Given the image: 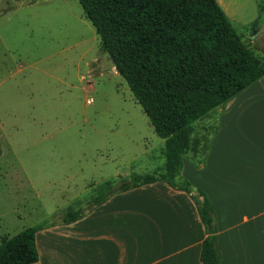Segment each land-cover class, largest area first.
<instances>
[{
    "label": "rangeland",
    "instance_id": "1",
    "mask_svg": "<svg viewBox=\"0 0 264 264\" xmlns=\"http://www.w3.org/2000/svg\"><path fill=\"white\" fill-rule=\"evenodd\" d=\"M236 29L253 50L250 38L264 44L259 31ZM217 120L214 111L193 125L191 160L204 159ZM0 141V240L63 223L104 181L157 174L166 162L165 139L79 0H0Z\"/></svg>",
    "mask_w": 264,
    "mask_h": 264
},
{
    "label": "crops",
    "instance_id": "2",
    "mask_svg": "<svg viewBox=\"0 0 264 264\" xmlns=\"http://www.w3.org/2000/svg\"><path fill=\"white\" fill-rule=\"evenodd\" d=\"M217 2L246 38L251 24L264 23L260 0ZM250 39L264 57V44ZM214 111L208 152L186 154L180 175L209 199L221 264H264V77ZM207 236L192 194L157 181L115 194L77 221L45 226L32 264H202Z\"/></svg>",
    "mask_w": 264,
    "mask_h": 264
},
{
    "label": "trees",
    "instance_id": "3",
    "mask_svg": "<svg viewBox=\"0 0 264 264\" xmlns=\"http://www.w3.org/2000/svg\"><path fill=\"white\" fill-rule=\"evenodd\" d=\"M79 2L116 70L165 139L166 158L157 174H132L120 184L104 181L88 210L115 194L164 181L192 194L208 232L202 243V264H221L212 206L201 189L181 178L183 157L192 147V129L198 120L264 77V57L246 44L217 0ZM260 26L259 20L250 25L254 32ZM86 211L69 206L63 223L79 220ZM44 227L34 225L3 236L0 264L37 262L36 234Z\"/></svg>",
    "mask_w": 264,
    "mask_h": 264
},
{
    "label": "built area",
    "instance_id": "4",
    "mask_svg": "<svg viewBox=\"0 0 264 264\" xmlns=\"http://www.w3.org/2000/svg\"><path fill=\"white\" fill-rule=\"evenodd\" d=\"M89 102H91V100H89Z\"/></svg>",
    "mask_w": 264,
    "mask_h": 264
}]
</instances>
